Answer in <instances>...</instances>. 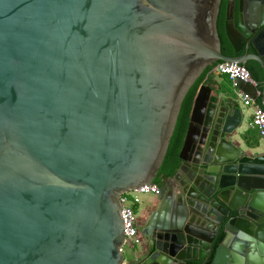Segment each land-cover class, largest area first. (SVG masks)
I'll return each instance as SVG.
<instances>
[{"label":"water","instance_id":"obj_1","mask_svg":"<svg viewBox=\"0 0 264 264\" xmlns=\"http://www.w3.org/2000/svg\"><path fill=\"white\" fill-rule=\"evenodd\" d=\"M223 1L0 0V264H264L237 96L264 109V81L201 84L157 233L125 245L120 197L154 185L190 90L219 63L264 71V0H227L243 57Z\"/></svg>","mask_w":264,"mask_h":264},{"label":"built area","instance_id":"obj_2","mask_svg":"<svg viewBox=\"0 0 264 264\" xmlns=\"http://www.w3.org/2000/svg\"><path fill=\"white\" fill-rule=\"evenodd\" d=\"M213 75L228 77L231 83L242 81L255 85V81L246 67L237 63H219L212 68L207 78ZM237 96L245 113H247L246 116L250 118L248 125H246V131H257L260 141L264 143V109L242 92H238ZM158 194V186L152 185L151 188L145 187L138 191L132 190L120 197L123 206L122 218L125 227V245L129 246L132 250L141 247L142 240L138 236L136 225L137 213L143 204V199L147 196H157Z\"/></svg>","mask_w":264,"mask_h":264},{"label":"trees","instance_id":"obj_3","mask_svg":"<svg viewBox=\"0 0 264 264\" xmlns=\"http://www.w3.org/2000/svg\"><path fill=\"white\" fill-rule=\"evenodd\" d=\"M226 5H227V0H224L222 4V9H221V15L219 18V32H220V38L222 41V53L225 56L233 57L235 56V54L226 37L225 28H224L225 17H226ZM244 66L249 71L252 79L262 88V84L264 81L263 69L255 62L247 63ZM213 67L206 70L204 75L201 77V79H199V81L195 84V86L190 90L188 96L185 99V102L183 104L182 111H181V114L178 120V124L175 130L174 136L172 138L167 157L160 171V174H166L168 176H173L177 173V171L179 170L182 164V161L180 159V153L184 146L185 138L188 132L190 118H191L192 110L194 107V102H195L199 87L205 81V79L207 78L209 72L212 70ZM210 78L211 77H208V79ZM224 81L230 82L228 77H225ZM258 104L260 105V103ZM257 136L260 141V137L258 133H257ZM249 137L250 135L248 134L245 136L246 141L248 143H249ZM252 146L258 147V145L257 146L252 145ZM155 183H158V180L155 181ZM221 241H222V237L220 238L219 242ZM189 264H201V263L200 262H190Z\"/></svg>","mask_w":264,"mask_h":264},{"label":"flooded vegetation","instance_id":"obj_4","mask_svg":"<svg viewBox=\"0 0 264 264\" xmlns=\"http://www.w3.org/2000/svg\"><path fill=\"white\" fill-rule=\"evenodd\" d=\"M250 53H253V50L250 51ZM235 54V53H234ZM245 55V51L242 50L238 54H235L233 57H243ZM250 63V62H249ZM253 63V62H252ZM244 142L249 146L253 147L252 144L254 143L253 139L251 140V137H249V144L246 141L245 136L243 137ZM176 175V174H175ZM168 176L166 174H160L158 178L155 180H158V183H154V185H159L162 182L163 177H167L169 181H167V184L173 185L172 178L175 176ZM175 194V192H173ZM176 195V196H175ZM173 197H176V200H178L179 192L175 194ZM167 201L166 194L162 195V192L159 190V194L157 196H147L143 199V204L140 206L138 213H137V230H138V236L142 240L140 249L143 250L146 247V236L149 235L150 237H153L156 232V227L159 225L160 222V214L156 216L157 213H159V208H165V202ZM154 227V229L152 228ZM152 228V229H151ZM153 253L148 254L147 252H141L139 253V257H145L143 263L145 264L151 257ZM153 264V263H152Z\"/></svg>","mask_w":264,"mask_h":264},{"label":"rangeland","instance_id":"obj_5","mask_svg":"<svg viewBox=\"0 0 264 264\" xmlns=\"http://www.w3.org/2000/svg\"><path fill=\"white\" fill-rule=\"evenodd\" d=\"M224 85H225V87L231 89V85H232V83H231V82H225ZM249 121H250V118L247 117L245 124L248 125ZM257 133H258V132L255 131V130H248V131L244 132V135H245V136H246L247 134L250 135L251 140L253 139V141H254V143H253L252 145H254V146H257V145H258V146L262 147V146H264V143L261 142V141H259L258 136H257ZM139 248H140V247H137L136 250H139Z\"/></svg>","mask_w":264,"mask_h":264},{"label":"crops","instance_id":"obj_6","mask_svg":"<svg viewBox=\"0 0 264 264\" xmlns=\"http://www.w3.org/2000/svg\"><path fill=\"white\" fill-rule=\"evenodd\" d=\"M210 77H211L210 79H208V78L205 79V80H207L208 85H210V86H225L224 85L225 76L213 75ZM246 130H247V126L245 124L244 128H243V133L246 132ZM262 148L264 149V146H262Z\"/></svg>","mask_w":264,"mask_h":264}]
</instances>
